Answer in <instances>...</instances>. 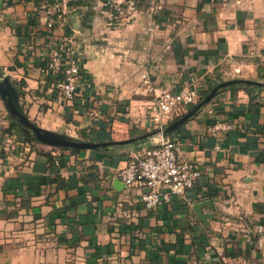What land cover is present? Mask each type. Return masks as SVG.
<instances>
[{"label": "crops", "instance_id": "1", "mask_svg": "<svg viewBox=\"0 0 264 264\" xmlns=\"http://www.w3.org/2000/svg\"><path fill=\"white\" fill-rule=\"evenodd\" d=\"M147 1L115 21L104 0H0V68L17 108L52 136L108 144L27 142L0 98V264H264V237L252 239L264 221V88L222 90L166 137L148 120L161 91L264 83V0H160L154 16ZM63 39L79 66L72 101L44 71ZM214 122L227 130L210 134ZM161 138L203 173L182 198L147 210L118 175ZM204 201L206 225L193 211Z\"/></svg>", "mask_w": 264, "mask_h": 264}, {"label": "built area", "instance_id": "2", "mask_svg": "<svg viewBox=\"0 0 264 264\" xmlns=\"http://www.w3.org/2000/svg\"><path fill=\"white\" fill-rule=\"evenodd\" d=\"M67 0H60L64 6ZM113 20L125 21L136 14L141 0H104ZM147 12L154 16L161 9L160 0H148L145 4ZM48 29L53 23L47 24ZM46 73L58 74L57 89L67 101L76 96V84L79 77V66L76 51L71 41L63 39L49 51V57L44 68ZM141 82L147 90L151 89L149 77L141 76ZM199 89L196 85L182 87L177 91H161L149 105L148 120L157 131L163 128L175 117L194 106L199 99ZM222 122H214L209 126V133L215 135L219 130H227ZM264 148V134L261 138ZM203 170L193 162L183 158L178 145L171 139L161 138L160 142L143 151L141 155L132 157L119 172L118 178L127 188H139V200L147 210L167 204L172 197H183L192 190ZM256 244L262 245L264 237V221L255 226Z\"/></svg>", "mask_w": 264, "mask_h": 264}, {"label": "water", "instance_id": "3", "mask_svg": "<svg viewBox=\"0 0 264 264\" xmlns=\"http://www.w3.org/2000/svg\"><path fill=\"white\" fill-rule=\"evenodd\" d=\"M264 85V83H259L252 80L247 79H232L219 83L216 85L210 92H208L200 101H198L194 106H192L187 112H185L178 119L168 123L163 130L157 131V133L161 134L162 137H166L168 134L177 130L181 127L185 122H187L190 118H192L197 112H199L207 103L212 99L218 90L224 87H228L231 85ZM0 98L3 101L9 116L16 123V125L27 135L32 141L49 145L51 147L60 148V149H70V150H83V149H97L100 146H106L108 144H93L86 142H78L69 140L59 136H52L48 133H45L39 130L35 124L27 119V117L17 108L14 103V93L13 87L9 83L7 77H2L0 79ZM134 139L111 143V144H126L132 142ZM110 145V143H109ZM208 207L210 210L213 209V205L211 201H204L198 203L193 207V211L196 213L197 217L200 219L202 223L207 224L208 220L212 218V214H204L202 213L203 207Z\"/></svg>", "mask_w": 264, "mask_h": 264}, {"label": "trees", "instance_id": "4", "mask_svg": "<svg viewBox=\"0 0 264 264\" xmlns=\"http://www.w3.org/2000/svg\"><path fill=\"white\" fill-rule=\"evenodd\" d=\"M2 70H1V68H0V78L2 77ZM221 82H223V81H219V82H212L211 84H208L207 85V87L205 88V89H203V90H201L200 91V93H199V99H198V101H200L208 92H210L216 85H218L219 83H221ZM235 88H241V89H243V90H245V91H247L249 94L250 93H252V92H255V91H260L261 89H263L264 88V85H243V84H239V85H231V86H228V87H224V88H221L220 90H218L217 91V93L218 92H220V91H222V90H225V89H235ZM216 93V94H217ZM215 97V96H214ZM213 97V98H214ZM213 98L212 99H210V101L208 102V104L209 103H211L212 102V100H213ZM191 108V107H190ZM189 108V109H190ZM188 109V110H189ZM187 110V111H188ZM183 114H180V115H178V116H175L170 122H172V121H174V120H176V119H178L179 117H181ZM8 118H9V120H10V126L12 127V128H16V127H18L17 125H16V123L11 119V117L8 115ZM169 122V123H170ZM24 138H25V141H27V142H30V143H34L32 140H30L25 134H24ZM71 152H77L78 150H70ZM252 239H254V240H256L257 239V236L256 235H254L253 237H252Z\"/></svg>", "mask_w": 264, "mask_h": 264}]
</instances>
